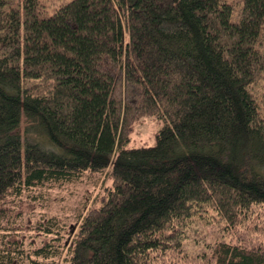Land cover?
Wrapping results in <instances>:
<instances>
[{
    "label": "trees",
    "instance_id": "trees-1",
    "mask_svg": "<svg viewBox=\"0 0 264 264\" xmlns=\"http://www.w3.org/2000/svg\"><path fill=\"white\" fill-rule=\"evenodd\" d=\"M48 1L0 0V264H264V0Z\"/></svg>",
    "mask_w": 264,
    "mask_h": 264
},
{
    "label": "rangeland",
    "instance_id": "rangeland-1",
    "mask_svg": "<svg viewBox=\"0 0 264 264\" xmlns=\"http://www.w3.org/2000/svg\"><path fill=\"white\" fill-rule=\"evenodd\" d=\"M63 1L68 0L48 1V9L51 10L52 7L58 6V4ZM163 124L164 122L162 119H156L153 117L140 118L133 125L127 146L138 147L153 145L156 141V134ZM102 182L103 178L100 179L96 187H93L90 184L79 183L57 188L55 189V192L50 195V203H47L46 209L44 210L48 211L51 215L60 216L63 219L68 217L67 221L72 222L70 219L72 216L76 215V207L80 204L79 202L84 201L91 194L92 198L99 190V186ZM89 205L90 203H87L86 206L88 207Z\"/></svg>",
    "mask_w": 264,
    "mask_h": 264
}]
</instances>
